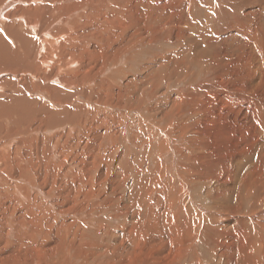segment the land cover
<instances>
[{"label": "bare ground", "instance_id": "obj_1", "mask_svg": "<svg viewBox=\"0 0 264 264\" xmlns=\"http://www.w3.org/2000/svg\"><path fill=\"white\" fill-rule=\"evenodd\" d=\"M88 262L264 264V0H0V264Z\"/></svg>", "mask_w": 264, "mask_h": 264}, {"label": "rangeland", "instance_id": "obj_2", "mask_svg": "<svg viewBox=\"0 0 264 264\" xmlns=\"http://www.w3.org/2000/svg\"><path fill=\"white\" fill-rule=\"evenodd\" d=\"M11 1V0H10ZM17 5V4H16ZM15 5V6H16ZM14 8V7H13ZM51 197V198H50ZM55 197L54 196H47V199H44V201H45V203H44V208L47 210V212H50V215H51V211H50V207L51 206H56V204H55V202L53 201V199H54ZM48 201V202H47ZM50 202H51V204H50ZM54 212L56 211V209H54L53 210ZM61 216H63V214H60ZM46 216V219H47V215H45ZM52 216V215H51ZM55 217H56V220H53V222H52V224H54V226H55V228H58L59 227V225H60V223L63 221V220H65V221H67V219L66 218H62L61 216H58V214L56 213L55 215H54ZM68 215H66V217H67ZM64 217V216H63ZM74 218H76L75 216H73V217H71V218H69V220H73ZM68 220V221H69ZM78 220V222L80 221L81 222V220L79 219V218H77L76 219V221ZM56 221V222H55ZM95 223H96V220L94 221ZM121 222H123V223H121ZM121 222L119 221L118 223H117V226H118V228H120L121 226H122V224H124V221L123 220H121ZM59 224V225H58ZM92 227V226H91ZM90 231H92V229H90L89 231H87L89 234L91 233ZM92 233H94V232H92ZM118 233H121L120 231L118 232ZM49 238L54 242L55 241V239L57 238V235L56 234H54V235H50L49 236ZM53 238V239H52ZM87 264H90V262H88Z\"/></svg>", "mask_w": 264, "mask_h": 264}]
</instances>
